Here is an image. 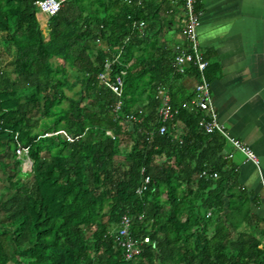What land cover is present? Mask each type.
Masks as SVG:
<instances>
[{
    "label": "trees",
    "instance_id": "1",
    "mask_svg": "<svg viewBox=\"0 0 264 264\" xmlns=\"http://www.w3.org/2000/svg\"><path fill=\"white\" fill-rule=\"evenodd\" d=\"M37 1L0 0V171L10 178L0 264H264L262 235L233 217L243 210L226 139L201 128L192 96L172 97L177 113L160 132L159 88L171 92L178 75L162 36L167 0H65L47 33ZM134 20L145 22L141 37ZM120 51L117 117L118 94L100 74ZM18 142L30 147L22 158ZM205 169L219 176L199 177ZM124 214L151 239L134 262L112 233Z\"/></svg>",
    "mask_w": 264,
    "mask_h": 264
},
{
    "label": "crops",
    "instance_id": "2",
    "mask_svg": "<svg viewBox=\"0 0 264 264\" xmlns=\"http://www.w3.org/2000/svg\"><path fill=\"white\" fill-rule=\"evenodd\" d=\"M169 8L173 12L166 13ZM199 9V39L203 51L211 59L206 74L210 77L219 119L226 124L232 137L245 141L259 158L256 164L226 140L223 154L232 152L229 160L237 170L235 208L241 206L243 210H235L233 217L237 223L245 219L243 228L262 235L260 247L263 248L264 0H202ZM161 15L165 19L163 39L176 50L177 45L185 42L181 33L183 4L167 0ZM38 16L43 20L41 14ZM198 78L195 70L176 75L171 98L180 101L192 96L194 102ZM176 127L180 136L184 125L178 122Z\"/></svg>",
    "mask_w": 264,
    "mask_h": 264
},
{
    "label": "built area",
    "instance_id": "3",
    "mask_svg": "<svg viewBox=\"0 0 264 264\" xmlns=\"http://www.w3.org/2000/svg\"><path fill=\"white\" fill-rule=\"evenodd\" d=\"M65 0H38L37 4L40 8V13L43 17V21L47 24L49 18L58 13L61 9L63 2ZM143 0H139L142 3ZM180 1L183 4L184 15L181 19V33L185 39L183 44L177 45L176 53L173 60V70L175 74H186L188 71L195 70L198 74V82L195 86V99L194 104L203 113L200 120L201 128L207 132H220L227 141L233 144L236 150L241 151L247 159L259 163V158L253 148L248 145L245 141L238 138L232 137L228 131L225 123L221 122L218 116V111L214 103L212 95V84L209 80L206 71L211 64V59L208 58L202 49V45L199 39L198 28L201 23V10L199 9V4L202 0H172V2ZM173 12L172 8L166 10V13ZM145 27V22L143 20H134L132 24L133 32L135 30L139 31V36L143 35V28ZM130 39V36L126 38V41ZM121 51L116 56L113 61H107L105 64V71L100 74V78L106 82V84L118 94L117 104L114 108V112L118 117V113L121 109L123 102V74L125 71L122 70L121 73H117L114 77H111L110 72L112 69V64L118 59ZM159 98L161 99V105L159 108V116L163 122L160 126V132L164 133L167 130L166 122L171 120L177 113V109L172 106V98L169 88L160 87ZM142 110H139L141 113ZM138 119L136 113H131L127 116V121H133ZM109 134H112L111 129H107ZM30 152V147L18 142L16 146V153L18 158L28 155ZM232 152L226 154V158L232 157ZM27 164V165H26ZM33 161L29 160L25 163L29 168L32 166ZM23 166L24 168L26 166ZM25 171H28L24 169ZM144 171V169H143ZM218 172L210 171L208 169L203 170L199 177H218ZM151 179L149 176H145L142 184L138 187L137 192L143 194L147 190ZM142 218V216H141ZM133 223L134 217L128 214H124L120 220V223L115 231H112L114 239L118 246L124 249L125 257L128 261L134 262L141 256L144 251L145 244L150 243V236L136 237L133 234Z\"/></svg>",
    "mask_w": 264,
    "mask_h": 264
},
{
    "label": "rangeland",
    "instance_id": "4",
    "mask_svg": "<svg viewBox=\"0 0 264 264\" xmlns=\"http://www.w3.org/2000/svg\"><path fill=\"white\" fill-rule=\"evenodd\" d=\"M43 29L45 30V32L47 33L48 28H47V24H45V22H43ZM77 88V87H76ZM68 94L72 95L73 94V90H67ZM122 158V157H121ZM25 165V163H24ZM27 165V164H26ZM25 165V166H26ZM28 166H26L24 169H27ZM9 180L10 178L8 176H5L1 171H0V197H3L5 195L8 194V189L7 186H9Z\"/></svg>",
    "mask_w": 264,
    "mask_h": 264
}]
</instances>
